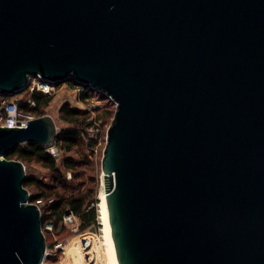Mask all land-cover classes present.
I'll return each instance as SVG.
<instances>
[{"label": "water", "instance_id": "water-1", "mask_svg": "<svg viewBox=\"0 0 264 264\" xmlns=\"http://www.w3.org/2000/svg\"><path fill=\"white\" fill-rule=\"evenodd\" d=\"M32 77L115 103L102 179L119 264H264V0H0V96ZM58 130L50 114L0 125V264L47 257L26 165L6 155Z\"/></svg>", "mask_w": 264, "mask_h": 264}, {"label": "trees", "instance_id": "trees-1", "mask_svg": "<svg viewBox=\"0 0 264 264\" xmlns=\"http://www.w3.org/2000/svg\"><path fill=\"white\" fill-rule=\"evenodd\" d=\"M68 80H71L72 85L81 87L80 101L88 103L91 99L98 97L92 92L98 90L91 86L78 83L73 79ZM101 94L109 102L108 105H103L105 118L112 120L115 114V103L104 93L101 92ZM20 95H23L21 100L32 97L36 101L35 107H30L26 101L20 103L21 110L30 112L36 117L45 115L44 109L50 105L54 98V94L30 93L25 89L13 95L0 96V99L7 98L8 101H13L18 99L17 96ZM59 113L61 121L66 123V126L58 130L57 139L53 144L58 149L59 156L52 155L48 147L33 142L21 144L6 155L8 159L21 160L28 168H26L27 178L25 186L30 190L31 202L41 205L43 229L50 249L55 244L53 235L62 236L66 233L65 230L60 231V227L63 223V214L67 210H72L81 219L82 229L94 224L98 225V207L96 206L98 200L90 199L89 196L83 194L75 183L81 177L78 169L89 164V161L77 159L69 153L74 149H80L82 153L81 148L90 151L91 155L95 153L99 140L91 137L88 130L93 127H99L98 120H100L102 114L92 117L91 111L73 107L70 103L62 105ZM31 163H38L50 169L52 171L51 181L46 182L33 175L29 170V164ZM68 172H72V180L68 179ZM50 200H53V202H50ZM48 223L54 224V234L46 229Z\"/></svg>", "mask_w": 264, "mask_h": 264}, {"label": "rangeland", "instance_id": "rangeland-1", "mask_svg": "<svg viewBox=\"0 0 264 264\" xmlns=\"http://www.w3.org/2000/svg\"><path fill=\"white\" fill-rule=\"evenodd\" d=\"M56 83L57 87L53 95L54 98L50 105L44 109V113L50 114L56 119L59 129L66 126V123L61 121L59 113L61 106L65 103H70L73 107H80L91 111L92 117L102 114V117L98 120L99 127H93L88 130L91 137L99 140L95 153L91 155L90 151H87L85 148H81L82 153L80 152V149H74L69 153L77 159H85V161H89V164L78 169L79 173H81V177L79 180H76L75 183L83 194L89 196L90 199L98 200L96 203V206L98 207L99 193L101 192L103 185V150L106 145L107 130L112 121L105 118L103 105H108L109 102H107L106 97L102 96L101 92L92 91L93 94L98 97L85 103L79 99L81 87L72 85L71 80H64ZM22 97L23 95L17 96L18 99L16 100H20ZM110 104L114 105L113 103ZM53 147L56 148V146L53 145L48 147V150L51 151ZM29 170L39 179L45 180L46 182L51 181L52 171L41 164L31 163L29 164ZM67 176L68 179L72 180V172H68ZM97 219L98 225L94 224L88 228L82 229V221L78 217L75 224L64 225V228L60 231L65 230L66 233L62 236L54 234L53 229L51 232L54 234L53 237L55 244L51 250L52 255L48 256V259H46L43 264H100L102 261L103 263L101 264H111L108 250L103 243L99 217H97ZM93 226H96L95 231L92 230ZM76 227H78V231H75ZM89 233H96L97 235L95 238H91L93 235H89ZM75 259L80 260L75 263Z\"/></svg>", "mask_w": 264, "mask_h": 264}, {"label": "built area", "instance_id": "built-area-1", "mask_svg": "<svg viewBox=\"0 0 264 264\" xmlns=\"http://www.w3.org/2000/svg\"><path fill=\"white\" fill-rule=\"evenodd\" d=\"M56 87H57L56 82H53V81L44 82L41 77H32L30 79L29 85L26 89L30 93L41 92V93L53 95L55 90H56ZM22 101H26V103L30 107L36 106V101L32 97H28L25 100L20 99V100H15V101L14 100L8 101L7 98L1 99V103H0V125L27 126L28 120L34 119L36 117L32 113L26 112V111L20 109V103ZM49 152L54 156L59 155V151L55 147H53L52 150ZM50 202H53V200H50ZM40 207H41V205H40ZM77 220H78V216L72 210H67L63 214V223L60 227V230L62 228H64V225L75 224V222ZM46 229L49 231H53L54 224L48 223V225L46 226ZM75 231H78V227L75 228ZM90 234L93 235V237H91V238H95L97 235L96 233L95 234L89 233V235ZM57 245H60V244H57ZM51 250L52 249H50L48 247L47 257L52 255ZM101 263H103V261Z\"/></svg>", "mask_w": 264, "mask_h": 264}, {"label": "bare ground", "instance_id": "bare-ground-1", "mask_svg": "<svg viewBox=\"0 0 264 264\" xmlns=\"http://www.w3.org/2000/svg\"><path fill=\"white\" fill-rule=\"evenodd\" d=\"M99 220L101 222V233L103 238V243L106 246L111 264H119L118 258L115 251L114 241L112 237L108 208L106 202V191L104 184L102 185L101 192L99 193Z\"/></svg>", "mask_w": 264, "mask_h": 264}, {"label": "flooded vegetation", "instance_id": "flooded-vegetation-1", "mask_svg": "<svg viewBox=\"0 0 264 264\" xmlns=\"http://www.w3.org/2000/svg\"><path fill=\"white\" fill-rule=\"evenodd\" d=\"M73 260H74V259H73ZM79 260H80V259H75V261H76L75 263L79 262Z\"/></svg>", "mask_w": 264, "mask_h": 264}]
</instances>
